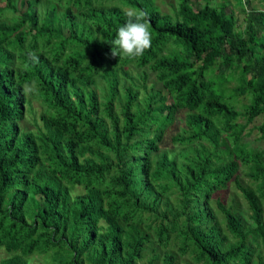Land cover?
Returning a JSON list of instances; mask_svg holds the SVG:
<instances>
[{
	"label": "trees",
	"instance_id": "trees-1",
	"mask_svg": "<svg viewBox=\"0 0 264 264\" xmlns=\"http://www.w3.org/2000/svg\"><path fill=\"white\" fill-rule=\"evenodd\" d=\"M0 1V264H264L263 5Z\"/></svg>",
	"mask_w": 264,
	"mask_h": 264
},
{
	"label": "clouds",
	"instance_id": "clouds-1",
	"mask_svg": "<svg viewBox=\"0 0 264 264\" xmlns=\"http://www.w3.org/2000/svg\"><path fill=\"white\" fill-rule=\"evenodd\" d=\"M125 15L126 22L118 28L116 37L110 42L113 45L112 55L138 58L151 46L150 23L143 11H127ZM30 91L31 88L26 83L25 94Z\"/></svg>",
	"mask_w": 264,
	"mask_h": 264
},
{
	"label": "rangeland",
	"instance_id": "rangeland-1",
	"mask_svg": "<svg viewBox=\"0 0 264 264\" xmlns=\"http://www.w3.org/2000/svg\"><path fill=\"white\" fill-rule=\"evenodd\" d=\"M197 5L200 6L204 3V0H196ZM156 4L159 5L162 11L164 12H171L174 7H176L178 0H155ZM212 4H216L218 0H212ZM250 4V5H249ZM246 5V8H254L257 5L256 0H250V3ZM255 4V5H254ZM3 3L0 1V6H2ZM264 6V2L262 3ZM259 7V6H257ZM228 11L231 12L234 16V18L237 20L238 25L242 23L244 14L242 13L241 9L235 2V0H231L230 4L228 5ZM154 81V76L150 72V80L148 83H151ZM245 101V100H243ZM237 107L240 109V103L237 104ZM262 122L261 116L257 117L251 124L248 125V128H253L251 134H250V139H251V145L254 147L262 148L264 146V133H261L258 129L257 126H259ZM246 180V179H245ZM237 191L235 188L230 187L227 192H225V197L224 201L229 203L230 200L235 196ZM236 199L241 203L240 210L242 212L246 211V205L243 200V198L236 194ZM247 212V211H246ZM262 255H264V248H261ZM6 254L3 250L0 249V257H4ZM30 264H35L34 261H31Z\"/></svg>",
	"mask_w": 264,
	"mask_h": 264
},
{
	"label": "crops",
	"instance_id": "crops-1",
	"mask_svg": "<svg viewBox=\"0 0 264 264\" xmlns=\"http://www.w3.org/2000/svg\"><path fill=\"white\" fill-rule=\"evenodd\" d=\"M257 1V5L259 4V5H262V1H260V0H256Z\"/></svg>",
	"mask_w": 264,
	"mask_h": 264
}]
</instances>
